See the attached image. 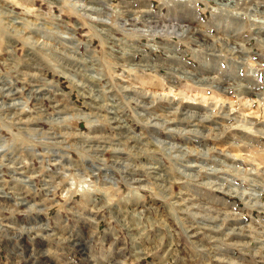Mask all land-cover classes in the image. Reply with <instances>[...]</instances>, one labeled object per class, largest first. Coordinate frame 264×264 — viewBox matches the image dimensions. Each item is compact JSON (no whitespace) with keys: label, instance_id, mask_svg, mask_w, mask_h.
<instances>
[{"label":"rangeland","instance_id":"1","mask_svg":"<svg viewBox=\"0 0 264 264\" xmlns=\"http://www.w3.org/2000/svg\"><path fill=\"white\" fill-rule=\"evenodd\" d=\"M91 1L0 0V264H264V0ZM144 7L160 20L132 26L147 18L128 9ZM170 20L194 23L200 42L168 35ZM170 50L189 73L174 71ZM128 92L153 103L141 109ZM189 107L204 120L183 132L146 123L153 112L187 120ZM93 135L99 152L85 143ZM231 158L234 168L214 167ZM234 214L243 229L216 233Z\"/></svg>","mask_w":264,"mask_h":264},{"label":"bare ground","instance_id":"2","mask_svg":"<svg viewBox=\"0 0 264 264\" xmlns=\"http://www.w3.org/2000/svg\"><path fill=\"white\" fill-rule=\"evenodd\" d=\"M76 1H78V0H76ZM100 1L101 0H93V1H91V5L92 6H94L97 10L99 9L98 8V5L100 4ZM107 1V0H106ZM174 2H177L178 3V5L179 6H181L182 7V5H184V2H183V0H175ZM73 6V5H72ZM83 6H84V4H83ZM129 6V5H128ZM263 6V5H262ZM104 7V6H103ZM126 8H127V6H126ZM147 8V7H146ZM145 7L144 8H142V9H139L138 10V8H137V10H130V9H128L129 10V13L130 14H132V13H136V14H141L142 15V17H146L147 19L146 20H144V21H136V22H134V24L132 25V26H134V27H138V25H141V24H143V23H145V25L146 24H148V25H150V24H157L158 23V20H160V19H158V20H156V15H155V13L153 12V11H151L149 8L148 9H146ZM90 9H92V8H90ZM90 9H87V10H90ZM122 9V8H121ZM183 9V8H182ZM242 9H244V8H242ZM92 10H94V9H92ZM102 12V11H101ZM124 12V11H123ZM128 12V11H127ZM264 12V11H263ZM137 15V16H138ZM96 16V15H95ZM104 16H105V14H104ZM123 17V16H122ZM121 17V18H122ZM135 17V16H134ZM102 18V17H101ZM29 19V18H28ZM143 19V18H142ZM177 20V19H176ZM125 23L127 22V21H131V17H129L127 20L124 18V20H123ZM168 21L169 20H167V23H168ZM96 22V21H95ZM123 22V23H124ZM132 22V23H133ZM174 22H176V21H174ZM191 22V21H190ZM99 24L98 25H100V26H106L107 24L106 23H104V21H102V22H98ZM121 23V22H120ZM166 23V24H167ZM170 23H171V28H173L172 30H174V32L172 31V32H166L168 35H172V34H179L178 36H179V38H186L187 36H194L195 35V40L197 41V40H199V32L201 31L199 28H197L196 26H194V23H183V22H180V23H176V24H173V21L172 20H170ZM21 24V23H20ZM127 24V23H126ZM138 24V25H137ZM137 25V26H136ZM145 25H144V27H145ZM260 25V24H259ZM154 26V25H153ZM165 27H166V25H165ZM167 27H169V26H167ZM48 28V27H47ZM132 28V27H131ZM151 28H153V27H151L150 26V29ZM53 29V28H52ZM133 29V28H132ZM141 29V28H140ZM148 29V28H147ZM149 29V30H150ZM161 29V28H160ZM33 30V29H32ZM139 30V29H138ZM142 30V29H141ZM144 30H145V32H146V29L144 28ZM159 30V29H158ZM166 30V29H165ZM44 31V30H43ZM152 31V30H151ZM45 32V31H44ZM138 32V31H137ZM140 32V31H139ZM163 32H165V31H163ZM201 32H203V31H201ZM108 33V32H107ZM151 34H153L152 32H150ZM140 34H142V33H140ZM145 34V33H144ZM148 34V33H147ZM33 35H35V34H33ZM150 35V34H149ZM155 35H156V33H155ZM206 35V34H205ZM144 36V35H143ZM148 36V35H147ZM150 37V36H149ZM207 37V36H206ZM140 38V37H139ZM148 38V37H147ZM153 38V37H152ZM39 39V38H38ZM262 39V38H261ZM204 40V39H203ZM263 40V39H262ZM193 41H194V39H193ZM264 41V40H263ZM200 41H197V43H199ZM227 42H230V41H228L227 40ZM29 43V42H28ZM205 43V42H204ZM262 43H264V42H262ZM36 44V43H35ZM42 44H44V43H42ZM42 44H40V45H42ZM38 45V44H37ZM167 47H168V43L166 42V44H165ZM232 45L234 46L235 45V47H234V55L235 54H237V53H239L240 55H243L244 54V51L241 49V50H239L238 52H237V49H239L240 48V44H239V42H235V43H232ZM44 46V45H43ZM53 46V45H52ZM212 46V45H211ZM164 47V46H163ZM163 47H160L161 49H163ZM167 47H164V49L166 48V50H167ZM136 48V47H135ZM172 48V47H171ZM136 50V49H135ZM135 50H133V51H135ZM138 50V49H137ZM236 50V51H235ZM131 51V50H130ZM139 51V50H138ZM171 51V59H170V61L172 62V64L174 65V66H176L177 68L174 70V71H181V72H183L182 74H187V73H189L187 70H186V68L184 67V65L180 62V60H178V56L175 54V51L174 50H170ZM212 51H213V49H212ZM215 51V50H214ZM213 51V52H214ZM229 51V50H228ZM167 52V51H166ZM237 52V53H236ZM127 53V52H126ZM132 53V52H131ZM134 53V52H133ZM132 53V54H133ZM246 53V52H245ZM118 54V53H117ZM122 54V53H121ZM115 55V54H114ZM113 56V55H112ZM128 56V55H127ZM212 56V55H211ZM231 56V55H230ZM233 56V55H232ZM53 57V56H52ZM71 57V56H70ZM115 57V56H114ZM71 58H73V57H71ZM48 59H49V57H48ZM70 59V58H69ZM117 59H121V58H117ZM124 59V58H123ZM56 60V59H55ZM128 60V59H127ZM130 60V59H129ZM129 60H128V62H129ZM75 61V60H74ZM77 61V60H76ZM124 61V60H123ZM131 61V60H130ZM240 61V60H239ZM61 62V61H60ZM29 63V62H28ZM48 63V62H47ZM127 63V62H126ZM145 63H147L146 65H145ZM144 63V65H143V67L144 68H149V67H151V68H154V67H160V66H162L160 63H150V62H148V59L146 60V62ZM30 64V63H29ZM130 64V63H129ZM170 64V63H169ZM171 64V65H172ZM34 65V64H33ZM57 65V64H56ZM55 65V66H56ZM131 65V64H130ZM133 65V64H132ZM135 65V64H134ZM137 65V64H136ZM121 66V65H120ZM181 66V67H180ZM132 67V66H131ZM183 67V68H182ZM31 68V67H30ZM138 68H139V66H138ZM29 69V68H28ZM27 69V70H28ZM38 69V68H37ZM75 69V68H74ZM168 69H174V67H169V65H168ZM206 69V68H205ZM27 70L26 71H24V72H27ZM23 71V70H22ZM29 72V71H28ZM210 72V71H209ZM23 73V72H22ZM30 73V72H29ZM76 73V72H75ZM191 74V73H190ZM21 75V74H20ZM24 75V73L22 74V76ZM27 74H25L24 76H26ZM35 75V74H34ZM194 75V74H193ZM29 76V75H28ZM37 76V75H36ZM189 76V75H188ZM196 76V75H195ZM216 76V75H215ZM17 77H18V75H17ZM21 77V76H20ZM20 77H19V80H20ZM30 77V76H29ZM189 77H191V76H189ZM24 78H27V77H24ZM31 78H33V77H31ZM196 78H198L197 76H196ZM216 77H214V76H212V75H210V74H208V75H206V76H204V77H201V78H199V79H197V81L200 83V82H202V83H208V82H210L211 80H214ZM2 79V78H1ZM21 79H23L22 77H21ZM37 79V78H36ZM221 79V78H220ZM26 80V79H25ZM24 80V81H25ZM38 80V79H37ZM36 80V81H37ZM216 80V79H215ZM214 80V81H215ZM252 80H253V78H252ZM2 81V80H1ZM27 81V80H26ZM35 82V81H34ZM38 82H40V81H38ZM45 82V81H44ZM43 82V83H44ZM196 82V81H195ZM228 82V81H227ZM15 83V82H14ZM22 83V82H21ZM32 83V82H31ZM46 83V82H45ZM78 83V82H77ZM2 84H3V82H2ZM5 84H7V83H5ZM11 84H12V82H11ZM10 84V85H11ZM36 84V83H35ZM0 85H1V83H0ZM9 85V86H10ZM78 85V84H77ZM244 85V84H243ZM243 85H241V83L237 86V88H238V90H237V93L238 92H240V93H243V94H250V92H252L251 91V89H249V88H247V87H245V86H243ZM14 86V85H13ZM12 86V87H13ZM84 89V88H83ZM127 89V88H126ZM224 90V89H223ZM225 90H227V89H225ZM224 90V91H225ZM83 91V90H82ZM15 92V91H14ZM101 92V91H100ZM137 92H139V91H137ZM136 92V93H137ZM129 93V99H132V100H134L136 103H137V106L139 107V108H141L142 109V107H144L145 109H148V106H150L153 102H151V100H150V98L147 96V94H144V93H141V94H134V93H130V92H128ZM131 94H133V95H135V97H132L131 96ZM16 95V94H15ZM56 95V94H55ZM89 95V94H88ZM58 97V96H57ZM49 98V97H48ZM134 98V99H133ZM88 99V98H87ZM90 99V98H89ZM52 100V99H51ZM58 100V99H57ZM61 100H62V97H61ZM91 100V99H90ZM95 100H96V98H95ZM56 101V100H55ZM89 101V100H88ZM64 102H65V100H64ZM25 103V102H24ZM155 103V102H154ZM159 103V111H166V109H169L170 108V106H171V102H166V101H159L158 102ZM169 103V104H168ZM63 106V105H62ZM152 107V106H151ZM182 107V106H181ZM136 109V108H135ZM177 109L179 110V108L177 107ZM181 109V108H180ZM202 109V108H201ZM150 110H151V108H150ZM209 110V109H208ZM115 111V110H114ZM138 111V110H137ZM147 111V110H146ZM221 111V112H220ZM220 111H219V113L222 115L221 117H222V120L224 121V120H226L227 118H229V114H228V112H225V110H222V109H220ZM147 112H149V111H147ZM203 112V111H202ZM201 112V110H198V108L197 107H189V108H187V109H185V108H183L182 110H181V112L180 113H182V114H179V115H182V116H186L187 118V120H185L184 118H182V117H180L179 119H171V118H169V119H165V116L167 117V114L166 113H164V112H161L160 114H157V113H154L153 112V114L151 113V115H149L150 117H151V121H149V119H148V117H145L146 118V120H147V124L149 125L150 123H153V126H159V125H161L162 126V124H163V126L166 124V123H169V124H176V127H178V126H182L181 128H182V130L181 129H179V128H175V129H170V130H176L177 129V132H183V131H185L186 130V127H187V125L188 124H193L194 125V123H195V121L196 120H198V119H203L204 120V118L202 117L203 116V113ZM169 113V112H168ZM26 114V117H27V115H28V113L26 112H20V117L22 116V115H25ZM46 115V114H45ZM74 115V114H73ZM120 114H118V113H113L112 114V117H111V119L112 120H114V121H116V122H118L119 124H116V126L117 125H121V123H122V121H123V119L122 118H124V117H120L119 116ZM144 115V114H143ZM208 115V114H207ZM141 116V115H140ZM198 116V118H196ZM68 117V116H67ZM209 117V116H208ZM19 120H20V118H19ZM108 120V119H107ZM152 120H154V121H152ZM205 120H207V118L205 117ZM209 120V119H208ZM71 121H72V119H71ZM209 122H211V123H213V122H215L214 120H210ZM247 122H249V121H247ZM214 124H216V123H214ZM63 126V125H62ZM94 126V125H93ZM93 126H90L91 128H92V130H95V129H98L99 127H97V125H95L94 127ZM127 126V125H126ZM173 127V126H172ZM71 128V127H70ZM119 128H122V126H120ZM165 129H168L167 127H164ZM170 128V127H169ZM215 129H216V127H215ZM218 129V128H217ZM37 130V129H36ZM35 130V131H36ZM127 130V129H126ZM129 131H130V129H128ZM122 131V130H121ZM260 131V133H262V134H264V129H260L259 130ZM73 132V131H72ZM92 132V131H91ZM193 132H196L197 134H202V132L200 131V130H193ZM71 133V132H70ZM92 134V133H91ZM100 134V133H99ZM98 134V135H99ZM121 134V133H120ZM54 135V134H53ZM77 135V134H76ZM98 135H93V136H86V138L84 139V140H86L85 141V143L86 142H90L91 144H93V145H95V147H96V152H99V148L100 147H102V144L104 143V141H102L101 139H100V137L101 138H104L103 136H98ZM103 135V134H102ZM82 136V135H81ZM78 137V136H77ZM76 137V138H77ZM218 137V136H217ZM132 138V137H131ZM81 139V138H80ZM137 139L138 138H134L133 139V141H134V143H136L137 142ZM60 140V139H59ZM95 141H97V142H101L102 144H100V145H98ZM139 141H140V139H139ZM142 143V142H141ZM137 144V143H136ZM93 145H91V147L93 146ZM88 146V145H87ZM175 147V144H173L172 145V148H174ZM172 150H176L177 152H179L180 154L181 153H183V150L181 149V148H177V149H172ZM65 157H66V154H65ZM64 157V158H65ZM70 157H68L67 159H69ZM119 158V157H118ZM10 159V158H9ZM234 160H237V159H234V158H231L230 159V163H229V165L227 166L226 165V163L224 162V161H218V162H216V165L214 166V167H216V166H220V167H228V168H234V164H235V161ZM70 161V160H69ZM101 161H103V163H104V160L102 159ZM117 161H118V159H117ZM205 161V160H204ZM229 161V160H228ZM60 163V162H59ZM117 163V162H116ZM120 163V162H119ZM118 163V164H119ZM93 164H95L94 162H93ZM93 164H90V163H88L87 164V166L89 167L90 165H91V167H92V165ZM97 166H99L100 168L102 167V166H100V165H98V164H96ZM96 165H95V167H96ZM114 165V164H113ZM76 167V166H75ZM121 167V166H120ZM125 167V166H124ZM66 168V167H65ZM81 168V167H80ZM98 168V167H97ZM106 168V167H105ZM117 168V167H116ZM99 169V168H98ZM108 169V168H107ZM111 169V168H110ZM126 169H127V167H126ZM190 169H192V168H190ZM80 170V169H79ZM84 170V169H83ZM120 170V169H119ZM235 170V169H234ZM238 170L239 169H236L235 171H237L238 172ZM108 171H109V169H108ZM190 171H193V170H190ZM82 173H83V171H82ZM132 173H134V171L132 172ZM136 173V172H135ZM22 174V173H21ZM69 175V174H68ZM80 175V174H79ZM168 176V175H167ZM253 177H255L254 175H252ZM108 177V176H107ZM153 178H159V177H162V175H160V172L159 171H157V173L156 174H154L153 176H152ZM214 175H211V176H208V178L209 179H214ZM58 178V177H57ZM216 178V177H215ZM80 179V178H79ZM79 179H77V180H79ZM94 179V178H93ZM133 179V178H132ZM208 179V180H209ZM19 180V179H18ZM73 180H75V178H73ZM219 180V179H218ZM16 181V180H15ZM92 181V180H91ZM131 181V180H130ZM253 181H256V179L254 178V180ZM134 183H135V186H137V187H141V186H139L140 185V183L142 182V181H139V180H135L134 179V181H133ZM211 182V181H210ZM213 182V181H212ZM226 182V181H225ZM223 183V182H222ZM211 185V184H210ZM222 186V185H221ZM136 187V188H137ZM143 187V186H142ZM225 187V186H224ZM1 189V188H0ZM71 189V188H70ZM218 189H220V190H226V189H224V188H222V187H218L217 188V190ZM233 189V188H232ZM232 189H228L227 191H229V192H235V193H238L239 194V196L240 197H245V195H246V192L245 191H243V192H240V191H238V190H232ZM235 189H237V187L235 188ZM92 191V190H91ZM94 191V190H93ZM259 193H260V191H259ZM257 194V193H256ZM261 197V196H260ZM185 203L183 204L186 208L185 209H188V203H191V200L190 199H188V198H186L185 197ZM192 199V198H191ZM246 200H249L250 202H254V204L252 205L253 207L254 206H256V205H258V204H260V199H259V194H257V196L256 195H254V194H252V195H247L246 196V198H245ZM249 201H247V202H249ZM46 202V201H45ZM183 202V201H182ZM200 202V201H199ZM249 202V203H250ZM202 203V202H201ZM13 204V203H12ZM194 204H196V203H194ZM198 204V203H197ZM202 204H204L205 205V203L203 202ZM208 204H209V202H208ZM30 205H32V204H30ZM183 205H181V206H183ZM180 206V205H179ZM201 206V205H200ZM196 207V206H195ZM224 207V206H223ZM193 208V207H192ZM212 207H208V208H206L209 212L212 210L211 209ZM179 209H182V207H180ZM184 209V210H185ZM195 209H197V208H195ZM199 209V208H198ZM205 209V210H206ZM218 209V208H217ZM204 210V211H205ZM183 211V210H182ZM204 211H202V212H204ZM184 212H186V213H189V215L191 216V213H196V210H195V212H193V210H192V212H188V211H184ZM207 212V211H206ZM208 212V213H209ZM218 212H221L222 213V211H221V209H220V211H218ZM226 212V211H225ZM27 213H29V212H27ZM183 213V212H182ZM211 213V212H210ZM213 213V212H212ZM198 214H199V212H198ZM200 214H201V212H200ZM230 214V213H229ZM205 215V214H204ZM235 215V214H234ZM194 216V215H193ZM200 217H202V216H200ZM208 217V216H207ZM225 217V216H224ZM227 217V216H226ZM230 217H232V215L230 216ZM193 218V217H192ZM194 218H196V215L194 216ZM219 218V217H218ZM222 218V217H221ZM186 219V218H185ZM205 219V218H204ZM227 219H229V218H227ZM195 220V219H194ZM206 220V219H205ZM211 220H212V218H211ZM215 220V219H214ZM243 219H242V217H240V216H237V215H235V217L232 219V220H228L229 222H228V224L226 225V226H223L222 227V229H220V230H216L215 232L216 233H219L220 235H222L225 231H234L235 230V227H236V225H238L239 226V230H241V229H243V221H242ZM207 221H209V220H207ZM213 221V220H212ZM219 221H221V220H219ZM1 222V221H0ZM202 223V222H201ZM213 223V222H212ZM211 223V224H212ZM221 223H222V221H221ZM226 223H227V221H226ZM208 224V223H207ZM210 224V223H209ZM225 224V223H224ZM219 225V228H220V224H218ZM191 226V225H190ZM212 226H213V224H212ZM215 226V225H214ZM257 227V226H256ZM191 229H193L192 227H190ZM210 229H212V227L210 228ZM216 229H218V228H216ZM253 229H254V227H253ZM258 230L260 229V228H257ZM262 229V228H261ZM222 230V231H221ZM264 230V229H263ZM253 231V230H252ZM257 231V230H256ZM262 231V230H261ZM223 232V233H222ZM226 233V232H225ZM254 233V232H253ZM230 234V233H229ZM228 234V235H229ZM224 235V234H223ZM227 235V236H228ZM232 235V234H231ZM237 235V234H236ZM243 235H240V234H238V236H237V238L238 239H241L240 237H242ZM50 237V236H49ZM52 237V236H51ZM57 237V236H56ZM225 237H226V235H225ZM61 238V237H60ZM223 238V237H222ZM259 237H257L256 239H258ZM65 239V238H64ZM227 239H228V237H227ZM227 239H223V240H226L227 241ZM235 240L236 238H232V239H230V240ZM238 239H237V241H238ZM261 239V238H260ZM263 239V238H262ZM261 239V240H262ZM58 240V239H57ZM233 242V241H232ZM258 242V241H257ZM234 243V242H233ZM236 243V242H235ZM261 243V242H260ZM230 244V243H229ZM264 244V243H263ZM244 245V244H243ZM233 246V245H232ZM249 246V244H245V246L244 247H248ZM260 246V245H259ZM263 248V247H262ZM257 249H258V251H260L261 249L257 246ZM140 253H142L141 251H140ZM117 259V258H116ZM109 260V259H108ZM111 261V260H110ZM116 262V261H115ZM115 262H114V264H115ZM118 262V261H117ZM118 264V263H117Z\"/></svg>","mask_w":264,"mask_h":264}]
</instances>
